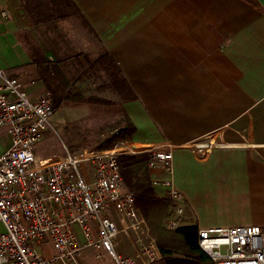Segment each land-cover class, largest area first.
<instances>
[{
  "label": "crops",
  "instance_id": "obj_1",
  "mask_svg": "<svg viewBox=\"0 0 264 264\" xmlns=\"http://www.w3.org/2000/svg\"><path fill=\"white\" fill-rule=\"evenodd\" d=\"M73 1L98 46L91 53H109L130 86L121 110L136 132L127 144L172 149L182 225L264 229V0ZM43 25L21 0H0V53H28L11 68L31 97L46 84L40 70L28 78L39 69L30 53L54 61L50 53L63 51Z\"/></svg>",
  "mask_w": 264,
  "mask_h": 264
},
{
  "label": "built area",
  "instance_id": "obj_2",
  "mask_svg": "<svg viewBox=\"0 0 264 264\" xmlns=\"http://www.w3.org/2000/svg\"><path fill=\"white\" fill-rule=\"evenodd\" d=\"M55 108L45 91L30 97L19 78L0 67V264H84L87 251L107 264H155L162 255L134 192L126 188L118 147L44 157L34 151L50 129ZM121 145V144H119ZM133 150L149 153L152 177L171 201L162 226L182 225L185 196L176 186L171 148ZM131 151V150H127ZM131 236L136 252L116 249L120 236ZM199 245L211 264H264V229L259 225L199 228Z\"/></svg>",
  "mask_w": 264,
  "mask_h": 264
},
{
  "label": "rangeland",
  "instance_id": "obj_3",
  "mask_svg": "<svg viewBox=\"0 0 264 264\" xmlns=\"http://www.w3.org/2000/svg\"><path fill=\"white\" fill-rule=\"evenodd\" d=\"M54 22L57 23V28L55 26L52 27L50 22L42 27V31L45 30L49 34H54L63 46L62 53H50L51 56L56 59L57 56L64 58L67 55H72L70 59L58 63V77L56 81L63 84V90L68 95L75 97L77 94H82L85 100L65 101L59 108L54 107L55 112L52 118V125L46 132L44 139L34 146V151L44 157H51L61 154L65 150V146L74 153H81L87 149L99 150L101 143L114 135L116 126L124 117L121 110V100L127 96L128 91L118 94L113 90L111 81L106 73L101 71L97 62L102 53H91V51L97 50L98 46L77 16H69ZM78 52L83 53L77 55ZM34 54L36 53H30L31 56ZM27 55L28 53H0V66L7 70L9 75L19 78L24 90L31 97L30 86L24 84V80L21 77L12 74L14 69L11 68L12 64H24ZM38 74H41L39 69L32 68L28 78H36ZM124 85L121 81L120 86L122 89ZM46 90L48 89L46 88ZM94 97L104 99L105 102L94 101L92 100ZM106 101L108 102L106 103ZM127 143L115 147L119 146L118 150L124 149L127 153H137L132 148H126ZM11 144L10 134L5 132L0 133V145L9 148ZM140 147H145L144 149L153 148V146L148 145ZM140 147L138 146L135 149H141ZM148 227L152 236L157 238V234L150 228L149 224ZM133 237L134 235L131 236V239ZM131 239L127 235L122 234L116 249L125 255H134L136 250L131 243ZM91 254H93L92 251L85 253L84 264H107V261L106 263L97 261L94 255ZM155 264H168V260L162 256Z\"/></svg>",
  "mask_w": 264,
  "mask_h": 264
},
{
  "label": "trees",
  "instance_id": "obj_4",
  "mask_svg": "<svg viewBox=\"0 0 264 264\" xmlns=\"http://www.w3.org/2000/svg\"><path fill=\"white\" fill-rule=\"evenodd\" d=\"M28 13L34 18L37 26L51 23L56 27V20L65 19L69 16H77L82 24L91 30L73 0H21ZM77 55H80L78 53ZM72 55L62 58L57 56L51 61L45 53L32 55V62L42 71L47 91L53 96L54 107L59 108L65 101H84L82 94L75 97L68 95L63 90V84L57 82V65L70 59ZM101 71L105 72L111 81L112 88L118 94L130 91L129 84L124 77L122 69L109 53H102L97 60ZM121 81L125 84L122 87ZM78 98V99H75ZM92 100L105 102L104 99L94 97ZM108 101H106L107 103ZM136 127L128 115L116 126V132L101 143L99 150L109 149L119 144L133 141ZM125 186L135 193L137 206L146 218L150 228L157 234V242L160 252L168 260V264H211V258L200 247L196 223L181 226L175 230L163 228V219L169 214L171 201L168 197L158 195L152 183V175L149 169V153H125L118 157ZM179 256V258H178Z\"/></svg>",
  "mask_w": 264,
  "mask_h": 264
},
{
  "label": "bare ground",
  "instance_id": "obj_5",
  "mask_svg": "<svg viewBox=\"0 0 264 264\" xmlns=\"http://www.w3.org/2000/svg\"><path fill=\"white\" fill-rule=\"evenodd\" d=\"M126 146H127L126 148H133L132 145L130 144H127Z\"/></svg>",
  "mask_w": 264,
  "mask_h": 264
}]
</instances>
